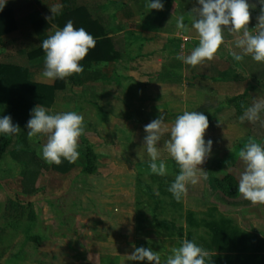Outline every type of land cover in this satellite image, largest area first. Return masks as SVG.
Instances as JSON below:
<instances>
[{"label": "crops", "instance_id": "0c3cea01", "mask_svg": "<svg viewBox=\"0 0 264 264\" xmlns=\"http://www.w3.org/2000/svg\"><path fill=\"white\" fill-rule=\"evenodd\" d=\"M162 2L160 11L150 9L148 0H8L3 9L14 10L16 23L14 29L0 36V65L19 66L35 84L54 86L56 80L40 79L45 54L30 55L41 48L32 24L33 13L59 22L49 23L48 36L71 20L75 28L83 27L95 40L108 42L105 48L89 52V59H96L83 82L72 85L65 81L55 92L53 104L46 108L52 113L75 111L84 117L85 131L78 141L80 155L71 163L70 172L59 174L50 169L52 164L41 154L46 137L30 139L28 129L20 127L19 137L25 135L27 150L50 167L38 177L36 192L24 194L37 195L40 183L46 193L47 207L41 213L46 233L42 262L65 264V258L53 260L49 255L51 240L57 238L72 240V249L85 256L83 263L76 259L72 264H121V256L130 254L136 246L133 234L139 225L138 204L147 187L162 182L170 185L179 172L166 150L169 132L157 144L168 174L157 176L150 171V157L143 145L144 126L163 116L170 129L184 111L204 113L209 121L205 138L213 140L212 154L200 166L205 175L190 184L183 196L184 217L187 212L223 214L227 220L232 216L237 218H229L232 225L264 239V205L252 204L237 190L245 168L238 155L240 149L250 141L264 146V127L240 120L257 98L264 97V63L253 61L250 55L235 61L233 53L242 54L235 47V35L226 38L212 60L195 67L183 63L177 57L191 54L198 37L194 29H178L176 19L183 15L185 23L190 24L192 10L198 5L195 0ZM250 3L256 5L250 9L248 24L253 30L260 5L256 0ZM57 4L62 5L60 13L47 19ZM78 8L83 12H77ZM183 38L188 42L181 50ZM5 115L10 116L8 108L0 106V116ZM88 152L94 156L92 173L84 171ZM78 173L82 175L80 180H63L62 187L59 183L54 186V181L61 180H51ZM51 200H62L63 204L53 209L48 206Z\"/></svg>", "mask_w": 264, "mask_h": 264}, {"label": "clouds", "instance_id": "9594fccd", "mask_svg": "<svg viewBox=\"0 0 264 264\" xmlns=\"http://www.w3.org/2000/svg\"><path fill=\"white\" fill-rule=\"evenodd\" d=\"M7 3L8 0H0V11ZM256 3L260 5V14L256 17L255 28L250 30V9L254 10L256 6L250 0H195L198 7L192 10V22L185 23L181 15L176 19V27L180 30L194 29L198 45L191 54L177 58L195 67L212 60L226 38L235 35V47L242 50V54L233 53L235 61L250 55L253 61L264 63V0H256ZM148 7L160 11L164 4L162 0H148ZM61 9L60 4L52 7V16L47 19L58 15ZM95 43L90 33L83 27L75 28L69 20L42 40L40 46L45 55L40 79L52 82L82 73L84 66L80 62L95 47ZM240 120L264 127V97L257 98ZM25 127L30 139L46 137L41 154L47 163L60 165L62 159L73 163L79 158L78 141L85 131L81 114L75 111L52 113L37 105L31 110ZM208 127V117L196 111H184L178 115L170 129L164 124L163 116L144 126L146 135L143 145L150 157V171L157 176L168 174V165L160 158L157 144L165 132L170 133L165 146L179 172L167 191L176 201L187 193L190 184H196L205 175V170L200 166L210 158L213 147V140L205 138ZM20 131V126L13 123L11 116H0V135H15ZM238 155L245 165L239 178L238 192L252 204L264 205V146L250 141L240 149ZM121 257V264H126V261L161 264V255L150 247L133 245V251ZM207 257L208 252L203 247L192 240L183 239L178 247L171 249V255L166 257L164 264H206Z\"/></svg>", "mask_w": 264, "mask_h": 264}, {"label": "rangeland", "instance_id": "374dc122", "mask_svg": "<svg viewBox=\"0 0 264 264\" xmlns=\"http://www.w3.org/2000/svg\"><path fill=\"white\" fill-rule=\"evenodd\" d=\"M21 131L19 134L12 135L13 140L19 137ZM16 164L7 156L0 162V264H26V261L47 264V261H41L44 252L41 246L46 240L41 213L47 207L46 193L43 192L40 183L37 195L25 196L21 184L23 168L18 163ZM81 174L51 180H61L54 181V186L57 187L59 183L58 185L62 187L65 185L63 180H80ZM165 183L147 187L148 190L145 191L138 204L139 225L133 234L136 247H150L159 252L161 264H164L168 255H171V249L178 247L180 241L185 239L187 232L194 235L197 244L204 246L209 242L211 234L203 223L227 220L223 214L194 213L193 222L202 224L199 227L189 225L186 219L188 212L184 217L183 197L180 201H176L167 191L169 185ZM56 187L52 191H56ZM60 202L63 204L62 200H51L48 201V206L55 209L59 205L60 208L62 205ZM229 218L237 220L232 216ZM45 225L50 224L45 223ZM51 241H53V249L49 251V255L53 260L58 257L65 258V264H72L71 262L76 259H81L82 263L86 259L80 250L72 249V240L54 238ZM47 255L44 254L45 258ZM139 263L148 264L146 261Z\"/></svg>", "mask_w": 264, "mask_h": 264}, {"label": "trees", "instance_id": "16d2710c", "mask_svg": "<svg viewBox=\"0 0 264 264\" xmlns=\"http://www.w3.org/2000/svg\"><path fill=\"white\" fill-rule=\"evenodd\" d=\"M83 12V8H78L77 12ZM14 10L0 12V36L15 28L16 15ZM67 13L64 14L66 16ZM59 18V16H58ZM61 18V16H60ZM32 24L38 35L40 42L47 38V30L50 22L59 25L53 20L47 21L37 13H33ZM95 47L105 48L108 44L106 40H95ZM94 48L90 49L91 53ZM80 62L84 66V71L80 74H73L64 80L57 79L54 86H45L28 81L25 70L16 65H0V106L8 108L14 124L24 127L30 116L31 110L42 105L49 108L54 102L55 92L63 88L65 81L72 85H80L83 76L96 58L89 59V53ZM44 54L42 48L31 53V57ZM97 59H99L97 57ZM101 60V59H99ZM112 60V59H111ZM9 156L13 161L24 168L21 181L24 194H34L36 192L35 183L42 171H48V167L34 153L27 150L26 137L22 134L15 141L12 135L0 136V161ZM87 165L84 171L92 173L94 171V156L87 153ZM53 171L59 174H67L72 169V164L62 159L60 165L52 164ZM231 193V191H229ZM186 219L189 225L199 227L202 223L193 222V213H188ZM203 225L209 230L211 238L203 247L208 252L206 264H264V239L256 235L242 231L232 225L229 220H219L206 222ZM185 239L194 240V235L187 232ZM196 243V242H195ZM197 244V243H196Z\"/></svg>", "mask_w": 264, "mask_h": 264}, {"label": "built area", "instance_id": "2783aa9c", "mask_svg": "<svg viewBox=\"0 0 264 264\" xmlns=\"http://www.w3.org/2000/svg\"><path fill=\"white\" fill-rule=\"evenodd\" d=\"M187 42H188V39L187 38H183L181 40V46H180L181 50H184L185 49V46H186V43Z\"/></svg>", "mask_w": 264, "mask_h": 264}]
</instances>
